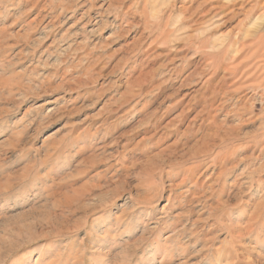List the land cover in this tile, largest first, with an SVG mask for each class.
Listing matches in <instances>:
<instances>
[{
    "label": "rangeland",
    "instance_id": "obj_1",
    "mask_svg": "<svg viewBox=\"0 0 264 264\" xmlns=\"http://www.w3.org/2000/svg\"><path fill=\"white\" fill-rule=\"evenodd\" d=\"M230 2L0 0V264H264V0Z\"/></svg>",
    "mask_w": 264,
    "mask_h": 264
},
{
    "label": "bare ground",
    "instance_id": "obj_2",
    "mask_svg": "<svg viewBox=\"0 0 264 264\" xmlns=\"http://www.w3.org/2000/svg\"><path fill=\"white\" fill-rule=\"evenodd\" d=\"M236 0H231V2L230 3H233V2H235ZM241 5V8H242V10H244V6H243V3L242 2H240V3H234V4H232L231 5V7H235L234 5ZM256 7H257V5H252V8H251V12H252V14L253 13H255V10H257L256 9ZM228 8V7H227ZM171 21V19L170 20H167L164 24H163V26H162V31H161V33H160V35L162 36V41H166L167 40V36L171 33V32H173V31H171V30H166L167 29V26L169 25V22ZM159 22V21H158ZM147 25H148V23H147ZM147 25H146V27H147ZM161 25V22L158 24V25H156V26H160ZM151 26V25H150ZM178 29H180V28H178ZM151 32H152V29H151ZM175 32V31H174ZM159 35V36H160ZM155 39L157 40V39H160V37H155ZM236 39H234V40H232V41H230V43L226 46V47H224L222 50H219L220 52H216V51H214V52H209L210 54H206V55H203V58H205L206 56H210L209 58L211 59V61L213 62V73H212V75H215L216 74V68H217V64H219L220 62H217V59L219 60L220 59V57L222 56L223 58H225L226 57V54H227V52H228V48L230 47V46H234L235 47V45H236V43H239L240 45H242V49H245V44H244V42H241V41H239V40H237V41H235ZM246 40H248V39H246ZM252 40V39H251ZM207 44H206V41H202V43H201V49H204V48H206L207 46H206ZM253 47H254V49H253V52L248 56V58L246 59V61H249L248 59L249 58H252V59H255V58H258V57H264V32H263V34H261L257 39H255V41H254V43H253ZM201 49H199V50H201ZM196 51V50H195ZM223 51V52H222ZM198 52V51H197ZM222 52V53H221ZM244 53V52H243ZM227 59V58H226ZM208 60V59H207ZM220 61V60H219ZM251 61V60H250ZM262 61V60H261ZM263 62V61H262ZM221 64V63H220ZM241 64H243V63H240V65ZM239 65H236L235 67H234V72L233 73H235V75L236 74H238L239 73V70H240V68L238 67ZM246 66V65H245ZM240 72H241V70H240ZM243 75H245L246 74V72H241ZM258 73V72H257ZM176 74V73H175ZM211 75V76H212ZM256 75H250L249 76V78H252V77H255ZM263 76V75H262ZM252 85H254V84H252ZM256 85H259L260 87H262V86H264V77L259 81V83L258 84H256ZM253 87H255V86H253ZM241 89V88H240ZM255 90V89H254ZM246 97V96H245ZM264 98V97H263ZM245 99V98H244ZM227 102V101H226ZM236 104V103H235ZM239 104V103H238ZM243 104V103H242ZM237 105V104H236ZM241 105V104H240ZM239 105V106H240ZM251 108V107H250ZM235 110V109H234ZM236 110H237V107H236ZM243 110V109H242ZM222 111V110H221ZM233 111V110H232ZM183 113H185V111H184V109L181 111V113L178 115V117H181L182 115H183ZM252 113V112H251ZM215 119V118H214ZM180 121H182L181 119H180ZM218 121V120H217ZM219 124V123H218ZM263 125V124H262ZM212 126V125H211ZM217 127V126H216ZM245 134V133H244ZM256 140V139H255ZM227 141V140H226ZM225 143V142H224ZM262 146V144L260 145V147ZM226 155H228V154H226ZM224 156V155H223ZM225 158H226V156H225ZM233 158V157H232ZM166 159V157L164 158V160ZM230 159V158H229ZM234 159V158H233ZM227 163V162H226ZM163 169V168H162ZM161 170V169H160ZM222 173V172H221ZM240 236H241V234H240Z\"/></svg>",
    "mask_w": 264,
    "mask_h": 264
}]
</instances>
